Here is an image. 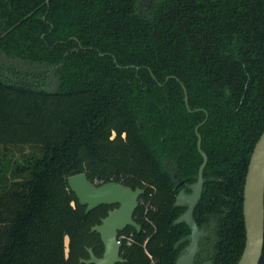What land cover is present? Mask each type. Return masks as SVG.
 <instances>
[{
	"label": "trees",
	"instance_id": "trees-1",
	"mask_svg": "<svg viewBox=\"0 0 264 264\" xmlns=\"http://www.w3.org/2000/svg\"><path fill=\"white\" fill-rule=\"evenodd\" d=\"M136 2L0 0V51L55 74L52 88L0 74V264H86L87 247L102 252L90 227L110 205L86 213L72 172L144 187L156 226L146 249L172 264L163 162L195 178L205 116L200 208L219 220L222 264L238 260L242 185L264 128V0ZM134 218L144 230L126 228L135 241L122 244L124 264H150L142 242L153 224L140 206Z\"/></svg>",
	"mask_w": 264,
	"mask_h": 264
},
{
	"label": "water",
	"instance_id": "water-1",
	"mask_svg": "<svg viewBox=\"0 0 264 264\" xmlns=\"http://www.w3.org/2000/svg\"><path fill=\"white\" fill-rule=\"evenodd\" d=\"M143 3L150 5V0H143ZM6 74L12 82L18 85H35L32 80ZM202 154L204 161L199 167L198 180L191 185V193L184 194L181 191L176 199V202L183 203L186 201L188 203L187 210L178 220H184L191 227V234L187 236L191 239V242L185 248V252L177 259V264H191L194 253L198 248L197 239L200 232L197 231L191 214L201 193V172L205 162V154L203 152ZM67 183L75 193L79 203L85 205L86 213L98 205L118 203L117 207L107 211V214L100 219L99 223H95L90 227V232L95 231L100 235L103 243L101 256H96L92 251V247H87L89 256L88 258H80V261L86 264H116V262L121 261L117 232L126 225L134 226L138 230L139 224L133 220L132 213L137 206V198L143 192V189L139 187L131 188L113 180L97 183V181L88 179L85 172H72L67 177ZM242 214L245 240L236 264H258L264 237V128L256 139L248 160L243 182Z\"/></svg>",
	"mask_w": 264,
	"mask_h": 264
},
{
	"label": "flooded vegetation",
	"instance_id": "flooded-vegetation-1",
	"mask_svg": "<svg viewBox=\"0 0 264 264\" xmlns=\"http://www.w3.org/2000/svg\"><path fill=\"white\" fill-rule=\"evenodd\" d=\"M151 2H152V0H150V5H151ZM136 3H137V6L139 8H142L143 5H145L143 3V0H139ZM150 5H146V6H150ZM6 73L7 72H5L4 74L8 77V75ZM8 74L21 76V77H24L26 79L28 78L29 80L34 81L35 85L37 84V81H38V77H34L32 74H27L25 72H20L17 70L14 72L8 73ZM183 91H184L183 99L186 103V106L188 107L186 91H185V89H183ZM185 97H186V100H185ZM198 109L199 108H194V110H198ZM205 119H206V116L199 123H197L194 127V132H195L196 137H197L196 138V148H197L198 153L201 156V160L198 164L197 173L195 175V178L191 179L192 176H189V177L181 176L180 172L177 169V166L173 165L169 159H165L163 162L164 169H166L168 176L170 177V181L172 182V189L174 190L173 200H172L171 208H170V215L173 217L170 219V221L168 223L169 237L174 238V241L170 244V250H171V254L173 256L172 264H177V259L185 252V248L191 242V239H189L187 237L188 235L191 234V227L184 220H178V218L183 213H185V211L187 210L188 203L186 201L183 203H179V202H176V199H177L179 192H181V191L184 194H190L191 193V191H192L191 185L198 180L199 167L204 161V157H203L202 152L205 154V162H204L202 172H201V175H202L201 193H200V197L198 198L196 204L193 207L192 214H191V217L196 224L197 231L200 232V234H199L198 239H197V247L198 248L194 253L193 260H192L191 264H222L221 259L224 256V253H222L223 252L222 248L219 247L221 237H222L220 235L219 220L214 215H212L210 212L207 211L206 206L200 208V203L202 201L203 192L205 189V184L209 180L206 176L203 175L204 167L207 163V154L201 147V135L198 132V127L205 121ZM198 139H199V146H198ZM211 179H213V178H211ZM217 179L220 180V177H218ZM139 188H142L143 192L137 198V206L135 207V209L138 206L142 207L143 208V218L146 221L153 224L150 220H148V218L146 216V213H147L149 207H151V205L146 200H144V198L141 197V195H143L145 192V188L144 187H139ZM242 200H243V185H242ZM106 205H110V207L107 209V211H108L109 209L117 207L118 203L106 204ZM155 208H156V206L153 207V209H155ZM135 209L133 210L132 218L137 224H139V228L137 230L134 226L126 225L124 228H122L121 230H119L117 232V240L120 243L119 256L122 258V260L116 262V264H124L127 260L122 255V251H121L122 244L125 243V244L129 245L135 241L133 232L132 231L126 232V228L128 226L133 227L136 230V232H140V230H144V229H142L141 223L137 222L134 218ZM106 214H107V212H106ZM242 217H243V214H242ZM243 224H244V222H243ZM153 227H154L153 232L146 235L143 242H142L144 252L147 255V257L150 259V264H154L155 259L152 257V255L146 249V243H147V240L151 237V234L156 231V226L154 224H153ZM98 235H99V233H98ZM99 237H100V235H99ZM92 251H93V249H92ZM102 252H103V250H102ZM102 252L98 255L93 251V253L96 256H101Z\"/></svg>",
	"mask_w": 264,
	"mask_h": 264
},
{
	"label": "rangeland",
	"instance_id": "rangeland-1",
	"mask_svg": "<svg viewBox=\"0 0 264 264\" xmlns=\"http://www.w3.org/2000/svg\"><path fill=\"white\" fill-rule=\"evenodd\" d=\"M8 67L15 71L25 72L32 74L34 77H38V82L47 88H52L54 86L55 74L51 67L12 57L0 51V74L2 76L5 75V72L11 73Z\"/></svg>",
	"mask_w": 264,
	"mask_h": 264
}]
</instances>
